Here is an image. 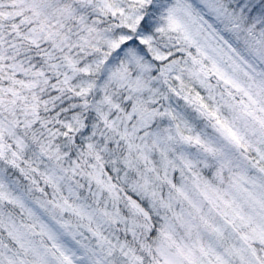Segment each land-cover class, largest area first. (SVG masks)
Wrapping results in <instances>:
<instances>
[{"label": "snow or ice", "instance_id": "6c2138e0", "mask_svg": "<svg viewBox=\"0 0 264 264\" xmlns=\"http://www.w3.org/2000/svg\"><path fill=\"white\" fill-rule=\"evenodd\" d=\"M0 264H264V0H0Z\"/></svg>", "mask_w": 264, "mask_h": 264}]
</instances>
